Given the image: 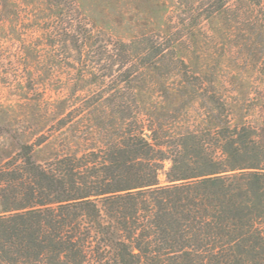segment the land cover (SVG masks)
<instances>
[{
  "label": "trees",
  "instance_id": "obj_1",
  "mask_svg": "<svg viewBox=\"0 0 264 264\" xmlns=\"http://www.w3.org/2000/svg\"><path fill=\"white\" fill-rule=\"evenodd\" d=\"M249 1L264 20V0ZM49 3L54 44L104 54L85 62L108 59L114 85L76 115L88 134L42 161L23 143L0 162V264H264V124L212 106L199 123L176 116L208 94L183 58L176 87L159 79L165 99L136 85L171 63L168 39L97 46L66 0Z\"/></svg>",
  "mask_w": 264,
  "mask_h": 264
},
{
  "label": "rangeland",
  "instance_id": "obj_2",
  "mask_svg": "<svg viewBox=\"0 0 264 264\" xmlns=\"http://www.w3.org/2000/svg\"><path fill=\"white\" fill-rule=\"evenodd\" d=\"M0 1V162L12 160L23 143H32L42 161L62 148L66 136L74 140V134H88L91 123L76 115L114 85L103 79L109 61L95 70L86 58L94 61L104 54L86 57L88 52L81 53L73 41L64 47L54 44L59 37L51 32L55 8L49 0ZM66 1L73 7L70 16L98 33L97 46L124 41L133 47L145 37L168 39L172 64L136 85L148 89L154 101L163 100L159 79L176 87L180 80L172 69L183 58L208 90L205 99L189 97L188 110L172 111V118L176 113L199 123L212 106L216 116L226 111L234 122L264 124V20L252 1ZM169 166L165 162L162 181Z\"/></svg>",
  "mask_w": 264,
  "mask_h": 264
}]
</instances>
